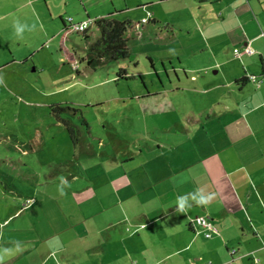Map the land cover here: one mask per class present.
I'll list each match as a JSON object with an SVG mask.
<instances>
[{
    "label": "crops",
    "instance_id": "0c3cea01",
    "mask_svg": "<svg viewBox=\"0 0 264 264\" xmlns=\"http://www.w3.org/2000/svg\"><path fill=\"white\" fill-rule=\"evenodd\" d=\"M72 11L76 23L128 20L133 35L153 27L172 49L158 72L150 59L162 108L153 126L145 120L134 131L137 143L113 148L100 139L105 159L83 141L80 153L90 159L49 164L59 177L16 198L8 219L27 224L10 232V256H35L37 264H264V0H75ZM198 189L215 196L197 205ZM178 197L191 207L178 211ZM200 218L217 230L209 239Z\"/></svg>",
    "mask_w": 264,
    "mask_h": 264
},
{
    "label": "rangeland",
    "instance_id": "374dc122",
    "mask_svg": "<svg viewBox=\"0 0 264 264\" xmlns=\"http://www.w3.org/2000/svg\"><path fill=\"white\" fill-rule=\"evenodd\" d=\"M28 1L38 12L29 10L25 0H0V264H37L35 256L12 258L10 246H4L10 232L27 224L24 216L8 219L19 205L16 198L24 201L26 196L38 195L42 193L39 181L49 175L58 178V168L49 167L53 161L68 155L76 161L79 154L90 159L80 153L82 148H74L68 132L51 114L52 106L80 109L88 124L80 127L83 141H92L93 154L105 159L99 156L100 139L107 143L105 147L113 148L115 142L121 146L124 140L137 143L134 131L145 120L150 126L157 122L156 112L162 105L155 69L160 70L161 61L172 50L164 48L149 25L134 35L127 32L129 59L91 68L84 62L87 49L100 38L98 28L91 25L85 31L87 40L78 33L66 37L65 46L77 60L67 65L58 48L63 26L59 15L76 22L72 15L75 0H45L49 8L42 0H32L35 5ZM15 22L27 26L21 38L15 35ZM169 109L173 110L172 105ZM80 113L61 116L81 125ZM145 113L150 118H144Z\"/></svg>",
    "mask_w": 264,
    "mask_h": 264
},
{
    "label": "trees",
    "instance_id": "16d2710c",
    "mask_svg": "<svg viewBox=\"0 0 264 264\" xmlns=\"http://www.w3.org/2000/svg\"><path fill=\"white\" fill-rule=\"evenodd\" d=\"M63 25L62 34L59 40V51L64 55L67 65H74L77 62L75 53L69 51L66 45V37L68 34L73 33L66 27L65 21L62 19ZM93 25L98 28L99 40L91 44L87 49L86 64L88 67L96 68L108 61L117 62L120 60L129 59L131 57L128 49V36L127 32L132 28L130 21L118 22L111 18H101L93 21ZM82 34L85 40L88 39L86 33ZM80 109L67 108L63 109L59 105L52 106L51 114L57 121L63 125L64 129L68 132L72 144L76 149L83 146V137L81 136L80 127H87L86 120L83 119ZM71 112L72 115L80 113L81 125L74 123L70 118H63L62 113ZM70 114V116H71Z\"/></svg>",
    "mask_w": 264,
    "mask_h": 264
},
{
    "label": "built area",
    "instance_id": "2783aa9c",
    "mask_svg": "<svg viewBox=\"0 0 264 264\" xmlns=\"http://www.w3.org/2000/svg\"><path fill=\"white\" fill-rule=\"evenodd\" d=\"M65 24H66V27L68 28L69 31L73 32V33H84L86 30H88L90 28L91 25H93V21H88V22H85V23H76L74 22L71 18L69 19H65ZM142 23H148L147 19H144L142 21ZM237 52V51H235ZM250 80L253 81V82H256L257 84L261 83L260 80H257L256 77H250ZM198 223L204 227L206 229V231L208 232H205L204 235L207 239L211 238L212 234H216L217 233V230L206 220V218H200L198 219ZM236 252L235 250H232L231 251V254L234 255Z\"/></svg>",
    "mask_w": 264,
    "mask_h": 264
},
{
    "label": "clouds",
    "instance_id": "9594fccd",
    "mask_svg": "<svg viewBox=\"0 0 264 264\" xmlns=\"http://www.w3.org/2000/svg\"><path fill=\"white\" fill-rule=\"evenodd\" d=\"M27 26L15 22L13 24L14 32L17 38H21L22 34ZM215 196V193L204 194L202 189H198L195 194H191V199L195 201L197 205H207ZM178 211H185L186 207H191V204L188 203L187 197H178L177 198Z\"/></svg>",
    "mask_w": 264,
    "mask_h": 264
}]
</instances>
